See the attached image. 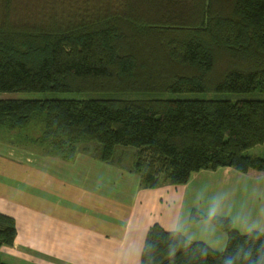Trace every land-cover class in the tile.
<instances>
[{"label":"trees","instance_id":"16d2710c","mask_svg":"<svg viewBox=\"0 0 264 264\" xmlns=\"http://www.w3.org/2000/svg\"><path fill=\"white\" fill-rule=\"evenodd\" d=\"M30 1L0 0V92L88 97L0 98V129L37 123L32 144L66 161L88 143L105 162L117 146L135 147L144 188L186 184L203 169L264 173V156L245 153L264 144V99L146 95L264 91V0ZM201 219L228 234L224 250L155 223L141 264H264V230L242 233L230 217L194 209L191 221ZM17 235L0 211V249Z\"/></svg>","mask_w":264,"mask_h":264},{"label":"rangeland","instance_id":"374dc122","mask_svg":"<svg viewBox=\"0 0 264 264\" xmlns=\"http://www.w3.org/2000/svg\"><path fill=\"white\" fill-rule=\"evenodd\" d=\"M41 1L31 0L30 2L35 5V3H40ZM146 95L164 99H228L232 101L264 99V91L261 90L249 93L213 91L164 92ZM87 97L88 95L75 92H0L1 99L44 100L83 99ZM41 133L42 129L37 123L35 125L30 123L20 131H12L4 127L0 129V195H6L11 201L15 200L14 202L23 203L31 198L29 203L36 206L41 201H53L56 203V200L53 199V194H55L56 197H64L62 201L68 205L69 211L71 210L70 217L72 215V219L74 218L75 222H82L83 225L97 222L105 229H108V226L111 228V225H116L118 228L125 227L126 215L124 209H126V204L120 203V201L129 202L128 198L131 196L134 187L132 179L137 177L140 180L141 178L140 174L132 171L137 148L119 145L116 147L113 161L105 162L95 155L96 144L88 143L84 147H89V151L82 146V150L77 153L73 161H66L58 156L46 154L43 152V147L38 144H32L34 142H31V140L40 136ZM245 153L264 156V144H258L248 149ZM116 168H119V170H116ZM72 169L73 171L71 172ZM102 172H104L103 178H101ZM240 174L245 175V173ZM51 179L53 181H59V179L72 180L77 185L49 184L48 180L52 181ZM81 180H86L87 183L82 186ZM98 180H103L100 190V193L104 196L102 201L105 204L103 215L97 216L95 213L96 209L93 204L96 202L95 198L97 195L84 199V201L88 202V211L79 212L82 199L87 196L85 190L89 192L88 188L91 189L92 186L97 184ZM194 187L196 191L192 195L196 196L197 194L198 198L200 197L202 200L197 205L203 207L204 210V207L210 203L208 198L214 199L217 204L215 209H210L211 205L207 209L220 211L231 217L234 221L235 229L242 233L253 230L254 219L264 209V186L259 181L248 179L247 183L241 184V186L233 182L223 181L213 182L211 185L197 184ZM36 194L44 195L42 197L37 195L32 199V195ZM153 195L164 197L169 201L173 197H186V195H189V189L185 185H173L163 181L153 191ZM97 199L101 202L99 197ZM188 208L189 206L185 205L183 211H188ZM99 209L101 210L102 207H99ZM126 210L127 216H129V208L127 207ZM11 212L13 216L14 213L18 214V206L16 204L12 205ZM112 215L118 218L113 223L110 221ZM259 220L260 218L257 217L256 221L259 222ZM13 245H3L1 247L2 258L7 259L9 255L14 258V253L10 249Z\"/></svg>","mask_w":264,"mask_h":264},{"label":"crops","instance_id":"0c3cea01","mask_svg":"<svg viewBox=\"0 0 264 264\" xmlns=\"http://www.w3.org/2000/svg\"><path fill=\"white\" fill-rule=\"evenodd\" d=\"M240 173L232 167L200 170L193 173L186 184H182L189 189V195L181 198L173 197L169 201L164 197L153 195V191L158 187L145 190L141 187V178L139 180L135 177L132 179L134 187L128 198L129 202L120 201L126 204V209L128 207L130 210V215L127 216V210L124 209L126 226L121 228L111 225V228L108 226V229H105L97 222L87 225L75 222L72 215L70 217L71 210L69 211L68 205L62 201L64 197H56L55 194H53V199L56 203L41 201L36 206L29 203L31 198L23 203L11 201L6 195H0L1 212L13 216L12 205L18 206V214L14 213L13 216L16 219L18 235L15 244L10 248L14 253V258L9 255L3 260L8 264H141L146 234L155 223H159L168 231H179L189 240L202 241L213 249L222 251L227 246L228 234L210 219L191 221V215L193 210L197 209L207 216H229L220 211L210 210H214L217 205L214 199L208 198L211 208L207 209L209 206L207 205L204 211L203 207L197 205L199 201H202L200 197L192 194L196 191L194 186L203 183L211 185L213 182L227 181L241 186L250 179L259 181L264 186V173L251 171L245 173L247 176ZM103 174L104 172L101 178L104 177ZM102 182L103 180H98L96 185L91 189L88 188L92 193L85 190L87 196L82 199L79 212L88 211V202L84 199L97 195L96 202L93 204L96 209L95 213L97 216L103 215L105 204L102 201L104 196L100 193ZM48 183L77 185L72 180L60 179L59 181L48 180ZM80 183L84 186L87 181L81 180ZM37 195L42 197L44 194L32 195V199ZM98 197L101 202L98 201ZM185 205L189 206L188 211H183ZM257 217L260 218L259 222L256 221ZM117 219L113 215L110 217L111 223ZM254 221L253 230L263 231L264 209Z\"/></svg>","mask_w":264,"mask_h":264},{"label":"bare ground","instance_id":"6f19581e","mask_svg":"<svg viewBox=\"0 0 264 264\" xmlns=\"http://www.w3.org/2000/svg\"><path fill=\"white\" fill-rule=\"evenodd\" d=\"M254 185V184H253Z\"/></svg>","mask_w":264,"mask_h":264}]
</instances>
